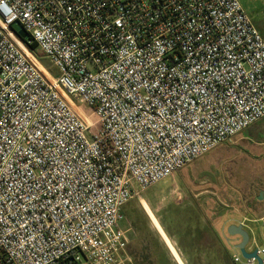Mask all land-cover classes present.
<instances>
[{"label": "built area", "instance_id": "2783aa9c", "mask_svg": "<svg viewBox=\"0 0 264 264\" xmlns=\"http://www.w3.org/2000/svg\"><path fill=\"white\" fill-rule=\"evenodd\" d=\"M240 1L0 0L5 264H136L124 206L264 118V41ZM237 243L232 264H264V242L248 235L250 258Z\"/></svg>", "mask_w": 264, "mask_h": 264}, {"label": "rangeland", "instance_id": "374dc122", "mask_svg": "<svg viewBox=\"0 0 264 264\" xmlns=\"http://www.w3.org/2000/svg\"><path fill=\"white\" fill-rule=\"evenodd\" d=\"M240 3L264 41V0ZM41 63L50 74H56L45 56ZM75 103L93 119L84 104ZM263 191L264 118L134 196L122 210L126 251L136 264H220L215 252L191 248V227L206 225L228 251L240 238L228 235L227 227L243 224L250 240L262 244L259 218L264 213V196L259 194Z\"/></svg>", "mask_w": 264, "mask_h": 264}, {"label": "trees", "instance_id": "16d2710c", "mask_svg": "<svg viewBox=\"0 0 264 264\" xmlns=\"http://www.w3.org/2000/svg\"><path fill=\"white\" fill-rule=\"evenodd\" d=\"M29 49L37 58H40V55L35 51L34 45H31ZM163 231L170 236L165 228H163ZM191 248L199 251L215 252L217 257H219L218 261L220 264H232L230 262L229 250L227 251L220 247L206 225L200 226L198 223H195V225L191 227ZM0 264H5L1 256Z\"/></svg>", "mask_w": 264, "mask_h": 264}, {"label": "water", "instance_id": "95a60500", "mask_svg": "<svg viewBox=\"0 0 264 264\" xmlns=\"http://www.w3.org/2000/svg\"><path fill=\"white\" fill-rule=\"evenodd\" d=\"M12 28L15 31V33L20 37V38H25L27 35L26 33L21 29V27L17 23L12 24ZM259 196H264V191L260 192ZM226 232L230 236H238L240 238L239 243L236 244V248H238L241 252V254L246 257H255V253H246L244 251V246L247 243L248 240V233L245 231L242 227V225H229L226 229Z\"/></svg>", "mask_w": 264, "mask_h": 264}, {"label": "bare ground", "instance_id": "6f19581e", "mask_svg": "<svg viewBox=\"0 0 264 264\" xmlns=\"http://www.w3.org/2000/svg\"><path fill=\"white\" fill-rule=\"evenodd\" d=\"M38 65V64H37ZM39 69L42 71V69L40 68V66L38 65ZM42 73L45 75V73L42 71ZM46 76V75H45ZM49 78V76H48ZM138 196V195H137Z\"/></svg>", "mask_w": 264, "mask_h": 264}, {"label": "crops", "instance_id": "0c3cea01", "mask_svg": "<svg viewBox=\"0 0 264 264\" xmlns=\"http://www.w3.org/2000/svg\"><path fill=\"white\" fill-rule=\"evenodd\" d=\"M244 225L242 224V227H243ZM239 241V240H238Z\"/></svg>", "mask_w": 264, "mask_h": 264}]
</instances>
